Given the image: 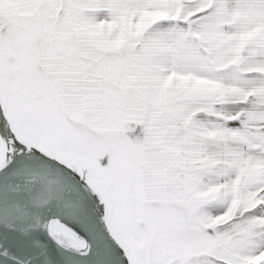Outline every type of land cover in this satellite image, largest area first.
<instances>
[{
  "label": "snow or ice",
  "instance_id": "1",
  "mask_svg": "<svg viewBox=\"0 0 264 264\" xmlns=\"http://www.w3.org/2000/svg\"><path fill=\"white\" fill-rule=\"evenodd\" d=\"M0 264H264V0H0Z\"/></svg>",
  "mask_w": 264,
  "mask_h": 264
}]
</instances>
